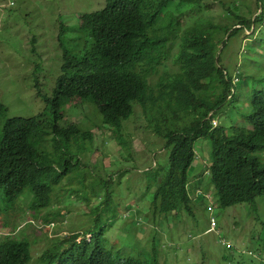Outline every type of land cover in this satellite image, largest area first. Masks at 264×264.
I'll use <instances>...</instances> for the list:
<instances>
[{"label":"trees","instance_id":"16d2710c","mask_svg":"<svg viewBox=\"0 0 264 264\" xmlns=\"http://www.w3.org/2000/svg\"><path fill=\"white\" fill-rule=\"evenodd\" d=\"M203 1L105 0L101 8L78 14L71 29L60 26L57 35L62 51L60 75L52 96L46 98V111L51 117L43 112L32 118H11L2 127L0 190L4 213H13L21 195L29 191L32 201L28 211L33 217L44 219V229L62 214L58 209H50L55 215V219H50L46 211L57 189L54 185L61 187L59 191L69 188L74 165L81 164L77 146L71 143L93 139L91 130L82 131L75 124L59 126L63 108L74 102L96 107L101 127L113 132L120 154L128 149L121 134L122 122L130 119L137 107H141L156 133L165 138L168 169L154 168L147 174V187L154 192L152 205L164 219L167 215L163 214L176 215L183 208L192 212L193 202L200 198L208 203L206 207L217 206L212 191L199 187L191 193L188 190V172L195 158L194 142L200 138L211 141L210 179L220 206L253 202L257 195L264 196V161L255 155L257 150L264 149V76L261 89L246 95L250 103L237 108L239 96L234 95L237 83L221 63L226 40L223 37L217 40V34L225 33V26L212 20L211 11L208 12L212 8ZM226 10L238 21L235 24L238 27L231 25L232 34L264 20L262 11L250 20L235 14L231 6ZM184 21L191 22L183 27ZM67 42L79 45L77 53L67 49ZM169 58L178 71L163 73L152 85L150 79ZM228 104L236 110L244 107L241 116L245 125L214 128V115ZM5 111L0 101V116ZM173 117L175 127L164 131L163 125ZM157 210H153L154 215ZM87 234L63 237L37 263L150 264L143 258L130 257L129 250L105 249L101 230ZM78 237L81 239L76 242ZM262 242L264 248V236ZM32 262V245L27 236L12 233L2 237L0 264Z\"/></svg>","mask_w":264,"mask_h":264},{"label":"rangeland","instance_id":"374dc122","mask_svg":"<svg viewBox=\"0 0 264 264\" xmlns=\"http://www.w3.org/2000/svg\"><path fill=\"white\" fill-rule=\"evenodd\" d=\"M104 2L0 0V101L6 107L0 116V139L4 123L11 118H32L43 112L51 117L50 112L46 111V98L52 96L60 75L62 51L57 40L59 28L71 29L77 22L78 14L99 9ZM203 2L211 6L208 12L211 11L209 15L212 20L225 26V33L217 34V40L222 37L224 42L226 40L221 56L222 65L230 75H236L239 79L234 93L236 98L239 96L236 103L239 108L240 104H248L246 95L251 96L253 91L261 89L264 76V20L232 34L231 25L238 21L227 13L226 8L231 6L235 14L251 20L260 11L264 15V0ZM189 22L184 21L183 27ZM179 43L180 40H177L176 45ZM66 47L71 53L79 50V45L74 43L67 42ZM219 48H222L221 43ZM176 51L177 48L174 53ZM178 69L169 58L152 76L150 83L156 85L163 73H174ZM255 81L257 83L252 86ZM237 108L228 104L219 110L214 115L218 126H244L245 121L241 116L244 107ZM135 110L130 119L122 122L121 134L128 149L120 154L119 143H114L113 132L101 127V115L93 104L74 102L66 105L59 126L75 124L82 131L91 130L93 139L91 142L71 143V146H77L81 164L78 163L77 167L74 165L69 188L61 184L65 190L59 191L57 189L61 187L54 185L57 189L46 211L50 219H55L50 209H58L62 214L56 216L54 225L47 224V229H44V219L35 218L28 211L32 201L31 192L25 191L21 195L10 214L1 210L4 204L0 190V241L5 235L23 233L32 245L31 264H38L39 257L65 236L76 233L86 236L100 230L105 249H126L131 251L130 257L143 258L150 264L156 260L158 264H264V196L260 194L253 202L229 207L219 205L210 175L204 173L208 167L206 164H211L212 145L209 138L194 142L195 158L188 178L194 186L213 192L214 202H217V206H214V216L218 222L216 230L212 233L206 231L210 227V214L206 211L208 203L201 198L193 202L192 212L183 208L179 214L165 213L163 215L167 217H161L160 210L152 205L154 192L147 187V174L154 168L168 169L169 150L166 149L165 138H161L148 124L141 107ZM175 121L176 117L172 120L169 118L163 130H172ZM188 122H191V118ZM255 155L264 161V149L257 150ZM75 162L76 159H73ZM200 179L201 183L198 181ZM153 210H157L155 215ZM40 214L45 215V212Z\"/></svg>","mask_w":264,"mask_h":264},{"label":"clouds","instance_id":"9594fccd","mask_svg":"<svg viewBox=\"0 0 264 264\" xmlns=\"http://www.w3.org/2000/svg\"><path fill=\"white\" fill-rule=\"evenodd\" d=\"M233 79H234V82H235V83H238L239 79H238V77H237L236 75L233 76ZM212 114H213V113H211L210 116H211ZM214 122H216V125L214 124ZM212 125H213L214 128L218 127V123H217V121H216V118L213 119V121H212ZM206 165H208V167H206V171H205L204 173H209V175H210V166H211V164H206ZM211 207H212V206H211ZM206 211H208L209 214H210V227H209L208 229H206V231H208V233H212V231H215L216 228H217V226H218L217 219H216V217L214 216V207H212V210H210L209 207H206ZM212 217H214L215 220H216V225H215L214 227H213L212 224H211V218H212ZM87 236L90 238V235H87ZM78 238L81 239V237H78ZM78 238H77V239H78ZM76 242H79V241H76Z\"/></svg>","mask_w":264,"mask_h":264},{"label":"crops","instance_id":"0c3cea01","mask_svg":"<svg viewBox=\"0 0 264 264\" xmlns=\"http://www.w3.org/2000/svg\"><path fill=\"white\" fill-rule=\"evenodd\" d=\"M198 181H200V183H201V179L198 180ZM195 188H196V186H194V185L189 181V184H188V190H189V192L191 193V191H194ZM192 195H193V194H192Z\"/></svg>","mask_w":264,"mask_h":264},{"label":"built area","instance_id":"2783aa9c","mask_svg":"<svg viewBox=\"0 0 264 264\" xmlns=\"http://www.w3.org/2000/svg\"><path fill=\"white\" fill-rule=\"evenodd\" d=\"M214 124L216 125V122H214ZM197 192H199V190H197ZM209 209L212 210V207L209 206ZM53 224H54V223H53ZM53 224H52V225H53ZM211 224H212L213 227L216 225V220H215L214 217L211 218Z\"/></svg>","mask_w":264,"mask_h":264}]
</instances>
